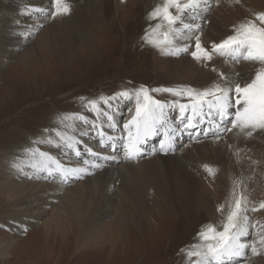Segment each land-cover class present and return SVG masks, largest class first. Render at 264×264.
Returning a JSON list of instances; mask_svg holds the SVG:
<instances>
[{
	"label": "bare ground",
	"instance_id": "6f19581e",
	"mask_svg": "<svg viewBox=\"0 0 264 264\" xmlns=\"http://www.w3.org/2000/svg\"><path fill=\"white\" fill-rule=\"evenodd\" d=\"M6 1L0 15V65L4 64L3 59L10 53V49L13 51L14 47H21L29 37L40 31L42 22H48V24L43 32L35 37L31 53L25 51L16 58L25 68L28 66L26 59L31 58L46 61L51 69L50 65L54 62L51 40H56V37L58 39L68 37L73 40L75 38L71 32L77 37L84 38L87 49L96 50V35L92 31V26L89 25L91 22L98 26L102 24L98 10L101 0H86L85 8L80 6L79 0H68L70 6L74 2V10L69 15L72 17L69 24L65 20V15L49 19L51 16L48 15V11L53 10L49 7V0ZM125 1L129 0H116L117 8H122L126 4ZM138 1L140 0H130L129 3L132 6ZM142 2H146L148 7H156L162 3V0H142ZM212 4L215 6L210 13L206 14L209 7L205 8L199 12V18L195 20L189 13H185L182 17L183 23L201 25V32L195 34L200 35L202 45L209 50L212 43H219L231 35L233 26L252 19L254 13L264 12V0H239V3H234L233 0H218V2L211 0L210 6ZM87 7L89 9H86ZM30 9L44 11L29 13ZM176 28L175 45H189V51L185 52V55L181 53L173 56L154 46L152 59L157 71L181 76L195 86L202 85V88L214 82L225 83L220 79V73L241 83L249 81L255 75L259 65L243 60L236 63L214 54L207 65L197 62L190 54L194 50L195 40L189 39V35L193 34L183 32L181 23H178ZM167 30L166 26L165 31ZM161 34H157L156 39H163ZM34 49L37 53L33 52ZM122 101L123 98L116 95L114 102L108 105L98 102V110H91L100 115L98 120L100 122H97L94 113L88 108L87 110L84 108L82 113L78 114L79 118L83 117L88 119L86 121L96 123L95 127L78 124L73 117L68 119L67 123L55 121L51 129L47 130V132L50 131L49 134L41 140V144L45 146L41 148L35 144L32 146L29 144L19 151L20 154L16 156L10 154L12 156L6 160L12 163L11 167L14 169L7 168L4 171L0 167V172L3 173L0 175V194L7 200L5 207L8 210V218L18 217L17 226H13L15 230L23 231L22 228L28 227L27 225H40L46 234L55 231L67 240L69 236L74 238L77 250L100 246L113 250L117 244H124L130 237L127 228L128 225L134 224L137 216L148 218L146 220L150 223L151 210L163 213L166 209L176 215L191 211L204 213L212 216V225L222 231L224 218L233 201L234 193L246 197L249 207L264 201V131H258L249 137L233 129L231 132L222 133V138L216 140L207 139L212 137V133H209L207 137L203 135L204 128L209 127V124H200L190 131L182 130L176 133L177 140L187 137L191 141L187 143V147L173 154L171 151L165 154L159 150L158 145L151 146L150 143L155 136L160 135V139L164 138L163 133L166 128L176 127L175 121L168 120L170 106L166 105L164 111L167 124L165 128L160 129L159 134L148 141L147 145L150 146L145 145V152L148 151L147 158L129 161L124 159L120 137L126 135L123 124L131 119V115L125 118L121 125L117 123ZM181 103L183 102L179 100L178 105ZM132 108L134 115L135 108ZM174 110L178 121L179 107L177 106ZM232 111L234 112L235 109ZM105 114L113 116L115 129L110 126L107 117H104ZM225 124L230 125L228 120L224 121ZM229 125L225 126L230 127ZM176 128L182 129L181 122ZM56 130L67 131L69 135H74L81 142H84L86 136L90 141L97 140L96 143L100 142V133L103 132L104 144L108 151L105 148L99 151L92 150L108 159L100 161L103 166L94 170V174L84 175L81 179H70L68 183L62 182L59 178L45 177L44 173H38L32 167L39 160V152L49 153L65 165V160L69 159L68 163L72 167L85 166L84 160L95 159L87 152L90 147L83 144L81 145L86 149L85 153L88 156L83 154L84 149L79 146L81 154L77 157L66 146L51 145L48 142L49 138L59 144ZM109 137H115V140L110 142ZM90 141L88 144H91ZM113 145L115 149H119L116 155H112ZM152 153H155L154 157H151ZM114 156L118 159L111 158ZM26 163L29 167L28 171H23L22 167ZM204 165L211 166L215 175L209 176ZM16 168L17 171H15ZM18 176L24 178L19 179ZM112 190L115 193H111ZM220 206H223L222 211L217 210ZM215 211L218 213L215 214ZM247 215L250 222L259 221L260 224H264V209L257 212L249 211ZM218 218L222 221L221 224ZM255 232V228H250L251 238L247 237V240H255ZM11 241V243L15 242L14 239ZM10 249L11 245L0 239V257L6 256ZM234 264H264V252L252 256L250 250H246V260H237Z\"/></svg>",
	"mask_w": 264,
	"mask_h": 264
},
{
	"label": "rangeland",
	"instance_id": "374dc122",
	"mask_svg": "<svg viewBox=\"0 0 264 264\" xmlns=\"http://www.w3.org/2000/svg\"><path fill=\"white\" fill-rule=\"evenodd\" d=\"M49 1V7L53 9L52 0ZM84 1L86 0L78 1L80 6H84L82 8H85ZM5 2L7 1L0 0V15ZM129 2L130 0L125 1L124 9L123 7L118 9L116 0H101L98 10L102 24L98 26L91 22L89 25L96 35L95 51L87 49L84 38L77 37L71 32L75 38L73 40L68 37L67 39L56 37V40H51L54 56L51 69L46 61L31 58L26 59L28 66L25 68L16 58L25 51L30 52L35 37L43 32L48 24L42 22L38 33L29 37L24 45L16 47L17 49L14 47L13 51L10 49V53L5 55L4 64L0 65V167L4 171L7 168L14 169L11 167L12 163L6 160L12 156L10 154L14 156L20 154L19 151L29 144L41 148L45 146L41 144V140L49 134L50 131L47 130L51 129L55 121L67 123L68 119L76 117L78 124L95 127L96 123L91 121L85 123L78 117L84 108L92 111L88 106L89 101L114 102L116 95L121 91H129L132 99L123 98L118 114L117 123L121 125L125 118L130 115V118L132 117V107L135 108V89L141 86L149 90L179 89L185 86L202 88V85L195 86L181 76L168 75L156 70L152 59L154 45L147 41L156 40L157 34L162 33L163 36L166 25L163 29L153 32L156 24L164 23L162 20L149 18V13L155 7L146 6L147 3L142 0L132 6ZM73 4L74 2L71 3V13L65 15L67 24L71 23L72 17L69 15L74 10ZM214 6L215 4H212L206 14L210 13ZM49 11L48 15L53 10ZM150 94L154 99L170 106L168 120L175 121L178 127V116L174 108H177L179 100L183 103L188 100L162 91ZM94 117L100 122L99 114L94 113ZM104 117H107L106 114ZM95 137L97 139V136ZM209 138L212 137L207 139ZM160 140L158 135L149 143L156 146ZM83 141H79L78 146L84 149V155H87L84 146L96 151L104 148L108 151L105 146L101 147L100 142L96 143L97 140L90 141L85 136ZM89 141L91 144H88ZM174 142L178 151L187 147V143L191 141L184 137L175 139ZM63 150L66 152V149ZM115 150L112 155L118 154L119 149ZM174 152L171 151L172 154ZM149 156L148 158L154 157L155 153ZM143 157L147 158L143 155L139 159ZM68 161L69 159L65 160L66 165L71 166ZM28 168L26 163L22 170L28 171ZM2 174L0 172V175ZM20 177L22 176H18L19 179ZM247 178L250 179L249 176ZM111 193L115 191L112 190ZM6 205L7 200L0 194V239L11 245L6 256L0 257V264H192L186 256L187 251L191 245L201 243L197 234L213 224L212 216L204 213L191 211L176 215L166 209L163 213L151 210L150 223L146 220L148 218L137 216L134 224L128 225L127 232L130 237L124 242L125 245L119 243L113 250L103 246L77 250L74 238L69 236L67 240L55 231L46 234L40 225H27L28 227L22 228L23 231L15 230L13 226H17L18 217L8 218ZM217 213L218 211H215V214ZM218 219L221 224L222 221ZM250 235L248 239L251 238ZM12 239L15 240L14 243H11Z\"/></svg>",
	"mask_w": 264,
	"mask_h": 264
},
{
	"label": "snow or ice",
	"instance_id": "6c2138e0",
	"mask_svg": "<svg viewBox=\"0 0 264 264\" xmlns=\"http://www.w3.org/2000/svg\"><path fill=\"white\" fill-rule=\"evenodd\" d=\"M233 2L239 3V0H233ZM210 4L211 0H162V3L149 13V18L164 22L156 24L152 29L153 32L163 29L165 25L168 30L163 32V39H149L147 42L173 56L188 52L189 45L177 46L174 43L177 39L176 26L181 23L183 32L193 34L189 35V39L195 40L194 50L190 53L194 60L207 65L214 54L236 63L243 60L259 65L255 75L249 81L241 83L220 73V79L225 83L214 82L202 89L192 86L151 90L141 86L135 89V113L123 124L126 135L120 137L125 160H136L146 155L145 145L167 124L164 111L166 105L154 99L150 94L153 92L162 91L189 101V103L179 104V120L182 129L166 128L164 131L159 150L165 154L177 150L174 143L177 132L190 131L200 124L208 123L209 127L204 128L203 135L207 137L209 133H212V138L216 140L222 138V133L231 132L233 129L249 137L258 131H264V12L254 13L252 19L233 26L232 34L219 43H212L209 50L202 45L200 35L195 34L201 29V25L183 23L182 17L185 13H189L195 20L199 18V12L210 7ZM52 7L53 11L50 13L52 18L68 15L71 11L68 0H52ZM31 11L43 13L44 10L30 9L29 13ZM119 96L132 99V94L127 90L121 91ZM101 103L108 105L110 100H101ZM88 106L92 110H98L96 101H89ZM232 109L235 111L233 112ZM79 119L86 122L83 117ZM113 119V116H107L110 126L115 129L116 124L113 123ZM225 120L229 121L230 127H225ZM56 136L59 144L51 138L48 142L56 147L66 146L77 157L80 156L79 140L74 135L56 130ZM103 136L104 133L101 132V147L105 146ZM114 140L115 137H109L110 142ZM113 150H115L114 145ZM87 152L95 159L84 160L85 166H66L51 154L39 152V160L32 167L38 173H44L45 177L59 178L67 183L70 179H81L84 175L94 174V170L103 166L100 161L108 159L90 148ZM111 158L118 159L115 156ZM204 169L209 176L215 175L211 166L204 165ZM262 209H264V201L249 207L246 197L234 193L233 201L224 218L222 231L214 225L202 229L197 234L201 243L191 245L186 256L192 264H234L237 260H246V250H250L252 256L260 255L264 252V224H260L259 221L250 222L247 213ZM222 210L223 206H220L218 211ZM250 228L256 229L254 233L256 239L252 241L246 239L251 234ZM193 257L196 259L192 260Z\"/></svg>",
	"mask_w": 264,
	"mask_h": 264
}]
</instances>
